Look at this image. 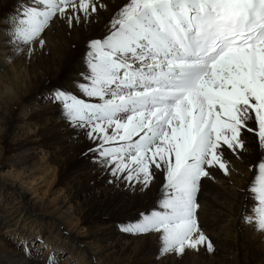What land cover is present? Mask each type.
Here are the masks:
<instances>
[{"label": "snow or ice", "instance_id": "snow-or-ice-1", "mask_svg": "<svg viewBox=\"0 0 264 264\" xmlns=\"http://www.w3.org/2000/svg\"><path fill=\"white\" fill-rule=\"evenodd\" d=\"M109 7L106 33L87 43L86 70L50 102L92 142L110 183L143 191L163 175L155 206L122 232L156 235L161 258L211 253L202 181L213 169L230 175L225 153L246 152L245 133L264 152V0H20L6 18L8 42L31 54L56 21L91 24ZM248 190L245 222L264 232V156Z\"/></svg>", "mask_w": 264, "mask_h": 264}, {"label": "bare ground", "instance_id": "bare-ground-1", "mask_svg": "<svg viewBox=\"0 0 264 264\" xmlns=\"http://www.w3.org/2000/svg\"><path fill=\"white\" fill-rule=\"evenodd\" d=\"M19 2L0 0V112L8 116L12 128L28 130L24 139L15 142L12 158L16 168L35 172L36 165L27 166L34 160L33 154H42L46 177L56 183L62 200L27 202V188L18 185V180L0 176V191L6 192L4 196L0 193V231L8 237V241L0 239V264H49L52 257L47 258L48 254L40 261V253L30 256L20 244L10 245L16 236L21 244L44 237L57 253H71L70 262L76 264H264V232L245 222L253 205L248 189L264 156L255 136L248 133L246 152L239 157L225 153L230 175L213 169L214 179L205 178L198 194L199 221L214 242L213 252L201 247L186 250L180 257L161 258L156 235L116 231L155 206L163 191V175L157 172L150 188L143 191L122 181L110 183L107 170L88 151L92 142L82 130L70 126L60 107L50 102L54 88L71 87L86 70L87 43L106 33L112 8L102 11L98 22L91 24L69 28L63 20L56 21L44 33L43 49L37 47L29 54L27 49L17 53L8 42L6 18ZM5 154L0 147V168ZM96 182L100 183L94 186Z\"/></svg>", "mask_w": 264, "mask_h": 264}, {"label": "rangeland", "instance_id": "rangeland-1", "mask_svg": "<svg viewBox=\"0 0 264 264\" xmlns=\"http://www.w3.org/2000/svg\"><path fill=\"white\" fill-rule=\"evenodd\" d=\"M42 95V94H41ZM48 100V99H45ZM5 113L0 112V147L4 148V151L6 152L5 157L2 158V168H0V176H6L10 177V181H17L18 185H22V187L27 188L28 195L26 196L27 202H34L38 200H46V201H53L57 202L62 199H58V192L60 191L57 187L56 183L53 184L52 180L47 179L44 165H42L45 162V158L42 156V154L35 153L33 154L34 160L32 163L27 166V168H32L36 165L37 169L33 173L26 172L19 170L16 168V164L14 163V160L12 157H15L14 150L17 148L15 147V142L18 139H24L25 136L28 134V130L25 128H12L8 122V116H6L7 121L4 120ZM22 121V119H21ZM20 124L22 125L23 123ZM20 132L19 136L18 133ZM26 134V135H25ZM22 136L21 138H19ZM10 151V152H9ZM14 154V155H13ZM7 156V157H6ZM12 158V159H11ZM13 160V161H12ZM34 162V163H33ZM39 165V168H38ZM42 166V167H41ZM44 168V171H43ZM45 173V174H44ZM8 175V176H7ZM46 178H45V177ZM43 177L46 179V183L43 182ZM4 179V178H3ZM44 183V184H43ZM100 182H96L94 186H97ZM47 184V185H46ZM48 187V188H47ZM30 189V190H29ZM47 191V192H46ZM1 193V191H0ZM5 191L1 193V196L5 195ZM47 194V195H46ZM116 231H121L120 228H116ZM3 231H0V239L8 241L7 235L4 236L2 234ZM9 245V243H7ZM20 244L21 248L24 249V253L27 255L32 256L34 253H40V261H43L46 255L48 254L47 258L49 256L55 257L57 264H76L71 263L70 260L72 259L73 255L69 252L64 253H57L54 251V247L52 245H49L48 242L44 240V237L38 238L35 241H29L25 242V244H21V241L19 240V237L16 236L13 238L12 241H10V245L15 247V245ZM108 243L105 242L104 245H107Z\"/></svg>", "mask_w": 264, "mask_h": 264}]
</instances>
